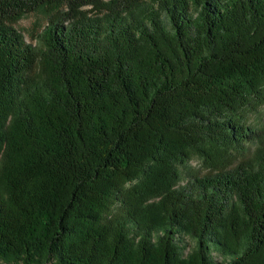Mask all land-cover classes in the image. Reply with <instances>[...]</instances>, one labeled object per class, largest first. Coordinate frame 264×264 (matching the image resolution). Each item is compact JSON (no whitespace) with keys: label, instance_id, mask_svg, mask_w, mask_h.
<instances>
[{"label":"trees","instance_id":"1","mask_svg":"<svg viewBox=\"0 0 264 264\" xmlns=\"http://www.w3.org/2000/svg\"><path fill=\"white\" fill-rule=\"evenodd\" d=\"M263 105L264 0H0V264H264Z\"/></svg>","mask_w":264,"mask_h":264},{"label":"rangeland","instance_id":"2","mask_svg":"<svg viewBox=\"0 0 264 264\" xmlns=\"http://www.w3.org/2000/svg\"><path fill=\"white\" fill-rule=\"evenodd\" d=\"M47 15L43 10L37 11L32 14L23 16L17 22V28L22 33L27 43L36 44L32 38L41 31V28L46 23ZM246 122L249 126L256 128H264V105L261 106L257 111L248 113L246 116ZM204 164L200 156H194L187 165L181 168V179L178 182V186H184L185 183L191 180L192 175L203 172Z\"/></svg>","mask_w":264,"mask_h":264}]
</instances>
